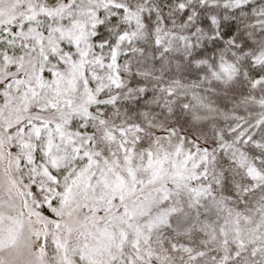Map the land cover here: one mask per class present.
Segmentation results:
<instances>
[{
    "label": "snow or ice",
    "instance_id": "1",
    "mask_svg": "<svg viewBox=\"0 0 264 264\" xmlns=\"http://www.w3.org/2000/svg\"><path fill=\"white\" fill-rule=\"evenodd\" d=\"M0 264H264V0H0Z\"/></svg>",
    "mask_w": 264,
    "mask_h": 264
}]
</instances>
